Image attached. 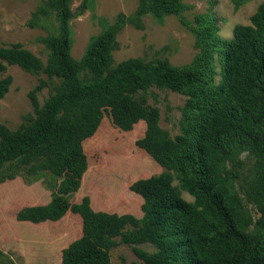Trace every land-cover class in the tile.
Listing matches in <instances>:
<instances>
[{
  "label": "trees",
  "instance_id": "trees-1",
  "mask_svg": "<svg viewBox=\"0 0 264 264\" xmlns=\"http://www.w3.org/2000/svg\"><path fill=\"white\" fill-rule=\"evenodd\" d=\"M72 4L46 0L28 22L46 32L38 39L47 52L45 64L20 43L0 47V75L7 66H18L46 77L29 93L32 114L15 130L0 124V169L21 163L30 166L35 180L49 173L55 182L51 203L25 207L16 219L40 224L59 221L68 212L80 217L81 236L62 250L59 264H109L115 239L131 246L144 264H264V4L249 26L235 27L220 53L223 80L217 86L211 80L209 27L197 31L200 51L190 66L176 69L165 60L140 59L112 66L116 37L125 24H137L148 13L157 19L178 13L180 0H140L132 16L117 15L93 37L79 60L71 55L70 22L85 5L73 10ZM11 83L10 76L0 78V100ZM48 86L51 93L40 104L38 95ZM151 87L187 100L181 134L172 141H136L165 170L129 186L142 198V218L96 212L87 197L72 204L67 194L79 189L87 170L83 142L96 133L105 110L122 131L143 121L148 132L159 133V111L145 96ZM240 151L254 158L241 195L232 185L236 173L226 168ZM174 175L179 186L173 185ZM181 190L193 202L185 201Z\"/></svg>",
  "mask_w": 264,
  "mask_h": 264
},
{
  "label": "rangeland",
  "instance_id": "rangeland-1",
  "mask_svg": "<svg viewBox=\"0 0 264 264\" xmlns=\"http://www.w3.org/2000/svg\"><path fill=\"white\" fill-rule=\"evenodd\" d=\"M46 0H0V47L20 43L43 64L47 52L38 39L46 36L40 28H31L28 22L32 14ZM140 0H73L72 9L82 4L85 11L70 22L73 44L71 55L79 60L90 40L112 24L119 14L132 16ZM182 9L157 19L151 13L144 15L137 24L127 23L116 37L117 47L112 51L113 64L128 59L145 62L167 61L173 68L182 69L192 65L200 51L197 47V31L203 27L211 29L213 50L211 51L212 84L223 80L220 53L233 38L236 26H249L250 18L264 0H244L235 4L232 0H180ZM10 76L9 91L0 100V124L15 130L24 118L32 114L30 91L46 80L44 74H31L18 66H7L0 78ZM51 93L44 88L38 95L39 103ZM147 103L159 111V133L146 130L143 121L130 131H122L111 120L107 110L96 133L83 142L87 158V170L79 189L67 195L72 204L84 197L96 212L117 215L143 216L142 198L131 192L129 186L144 178L159 175L165 170L143 149L136 145L139 139L172 141L182 133L183 109L187 97L166 89L151 87L146 91ZM254 158L247 151H240L226 163L231 173H236L232 185L239 192L242 178L247 175ZM29 165L13 163L0 169V264H59L62 250L81 236V219L68 212L56 222L32 224L16 219L18 211L25 207L51 203L55 192L54 179L45 174L44 179L35 180ZM173 185L179 186L174 175ZM182 198L193 202V198L181 190ZM245 209L257 217L256 210L244 203ZM141 249L153 252L149 245ZM109 264H144L132 252L129 245L115 239L109 252Z\"/></svg>",
  "mask_w": 264,
  "mask_h": 264
}]
</instances>
